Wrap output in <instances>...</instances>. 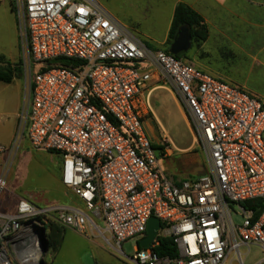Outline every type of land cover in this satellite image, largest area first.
<instances>
[{
  "label": "built area",
  "instance_id": "built-area-1",
  "mask_svg": "<svg viewBox=\"0 0 264 264\" xmlns=\"http://www.w3.org/2000/svg\"><path fill=\"white\" fill-rule=\"evenodd\" d=\"M16 7L35 69L21 121L34 150L61 155V182L84 208L20 200L14 213L0 212V264H45L57 227L102 238L132 264H244L241 247L264 252V100L150 49L98 0H16ZM59 58L80 64L64 67ZM152 81L182 107L207 155L206 174L179 181L164 174L145 127ZM19 136L0 145V155L14 157ZM170 152L163 148L161 158ZM255 200L259 216L243 206ZM153 217L157 237L126 256L123 244L144 238ZM165 237L177 258L156 253Z\"/></svg>",
  "mask_w": 264,
  "mask_h": 264
},
{
  "label": "rangeland",
  "instance_id": "rangeland-1",
  "mask_svg": "<svg viewBox=\"0 0 264 264\" xmlns=\"http://www.w3.org/2000/svg\"><path fill=\"white\" fill-rule=\"evenodd\" d=\"M122 22L132 23L150 37L152 48L161 49L156 43L162 41L164 26L169 19V8L162 0H99ZM16 0H0V54L9 55L17 52L18 46L23 48L17 25ZM168 46V45H167ZM208 47L193 44L187 58L193 57L206 61ZM186 55V54H185ZM182 59L185 60V57ZM252 86L264 98V74L251 80ZM153 115L145 119L147 133L154 145L169 147L171 152L166 156L157 154L166 176L175 179H189L204 175L208 171L207 155L199 145H194L193 132L186 120L182 107L165 89L157 90L150 101ZM166 139L170 142L168 143ZM194 145L191 150L184 151ZM20 153V156L19 154ZM50 153L15 149L14 165L17 182L25 190L33 193L41 202V206L50 203L55 197L52 175L61 166L60 157ZM4 195L0 196L1 198ZM232 217L236 225L244 222L237 206L232 207ZM140 238L132 239L122 246L123 253L133 257ZM114 245V243H112ZM249 251V252H248ZM245 256L244 264H264V252L256 246L241 247ZM55 261V262H54ZM46 264H132L122 255L117 254L104 239L92 237L90 233L82 235L68 230L66 240L59 254L54 258L48 252Z\"/></svg>",
  "mask_w": 264,
  "mask_h": 264
},
{
  "label": "crops",
  "instance_id": "crops-1",
  "mask_svg": "<svg viewBox=\"0 0 264 264\" xmlns=\"http://www.w3.org/2000/svg\"><path fill=\"white\" fill-rule=\"evenodd\" d=\"M162 3L168 5L169 19L163 28L162 41L153 43L163 46L161 49L150 47L152 45L150 42L151 38L146 33H143L138 26L132 23L120 21L114 12L101 4L119 22L132 31L135 37L144 45L153 50L163 51L168 48L169 30L177 5L180 3L188 5L205 20L208 28V38L202 44L203 47L207 46L208 50L206 61L197 59L196 57L189 60L187 53L185 60L193 67L212 76L221 83L237 86L264 100L251 84L252 79L264 74V0H162ZM2 56L5 58L3 66L12 70L13 78L10 83H0V145L12 147L20 131L17 144L19 151L26 148L34 150L30 146L26 135V128H24V123L21 121V114L28 106L31 79L35 70L34 64L31 62L28 53L20 45L16 53L12 52L7 56ZM156 86V82L152 81L149 87L152 90L151 97L154 92L161 90L156 88ZM167 92L170 93L169 91ZM176 103L178 104L177 101ZM193 146L192 144L183 150H191L194 148ZM47 153H50L48 155H51V157H54V155L59 156L61 158V166L52 175L55 197L45 206L63 204L84 208L81 200L61 182V155L53 152ZM18 154L20 156V153ZM14 158L15 155L11 159H9L8 155H0V174L5 171V166L8 163V167L6 168L8 188L1 198L0 212L14 213L20 200L43 207L40 202L42 200L39 201L33 193L25 190L18 184L16 178L17 172L13 167ZM168 177L173 178L171 176ZM175 180L179 181L178 179ZM67 231L64 235L62 246L66 240Z\"/></svg>",
  "mask_w": 264,
  "mask_h": 264
},
{
  "label": "trees",
  "instance_id": "trees-1",
  "mask_svg": "<svg viewBox=\"0 0 264 264\" xmlns=\"http://www.w3.org/2000/svg\"><path fill=\"white\" fill-rule=\"evenodd\" d=\"M188 27L193 38V44H202L208 38V28L204 18L189 7L186 4L180 3L177 5L174 16L172 19L171 27L168 36V48L165 52L170 53V47L178 37L181 29ZM177 59H182L185 54L175 56ZM56 62L60 63L64 67H76L80 64V61L69 58H59ZM5 64V58L0 55V83H10L13 78V72L11 69L3 66ZM154 148L162 150L163 147L154 145ZM246 208L257 207L256 216L262 213L263 207L260 200L249 201L243 203ZM66 229L54 228L49 238V250L54 253V258L58 254L64 239ZM160 240L159 246L156 248V253L160 257L177 258L179 253L176 245L171 238H158ZM46 264V263H45Z\"/></svg>",
  "mask_w": 264,
  "mask_h": 264
},
{
  "label": "water",
  "instance_id": "water-1",
  "mask_svg": "<svg viewBox=\"0 0 264 264\" xmlns=\"http://www.w3.org/2000/svg\"><path fill=\"white\" fill-rule=\"evenodd\" d=\"M193 38L191 36L188 27H183L170 47V53L174 56L180 54H186L192 48ZM161 229L160 221L153 217L149 220L146 230V236L139 241V246L141 248H148L154 239L157 237L159 230ZM49 252V243H45V253Z\"/></svg>",
  "mask_w": 264,
  "mask_h": 264
}]
</instances>
